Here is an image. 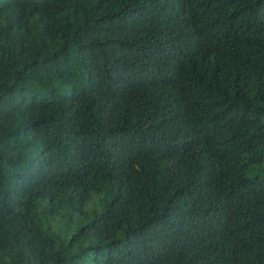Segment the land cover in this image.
Segmentation results:
<instances>
[{
    "label": "trees",
    "instance_id": "1",
    "mask_svg": "<svg viewBox=\"0 0 264 264\" xmlns=\"http://www.w3.org/2000/svg\"><path fill=\"white\" fill-rule=\"evenodd\" d=\"M0 264H264V0H0Z\"/></svg>",
    "mask_w": 264,
    "mask_h": 264
},
{
    "label": "rangeland",
    "instance_id": "2",
    "mask_svg": "<svg viewBox=\"0 0 264 264\" xmlns=\"http://www.w3.org/2000/svg\"><path fill=\"white\" fill-rule=\"evenodd\" d=\"M57 230V228H55Z\"/></svg>",
    "mask_w": 264,
    "mask_h": 264
}]
</instances>
